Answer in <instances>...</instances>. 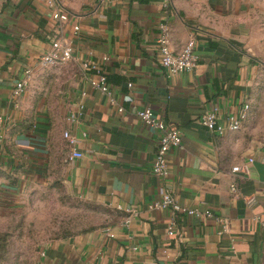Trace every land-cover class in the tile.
<instances>
[{"label":"crops","instance_id":"1","mask_svg":"<svg viewBox=\"0 0 264 264\" xmlns=\"http://www.w3.org/2000/svg\"><path fill=\"white\" fill-rule=\"evenodd\" d=\"M55 2L69 13L60 25L46 0H0V232L18 226L5 264H264V225L254 221H264V0ZM161 25L174 51L195 41L190 71L167 76L155 59ZM56 36L71 44L73 59L42 67L38 57ZM85 60L98 68H84ZM97 71L113 104L90 84ZM246 103L238 131L218 134L199 121L216 107L226 125ZM145 105L182 133L164 178L151 170L157 137L136 115ZM64 131L81 157L68 159L74 147ZM48 187L100 211L102 222L29 248L30 235L20 232L26 218L14 215ZM163 190L179 207L214 217L150 208ZM245 195L254 196L251 206Z\"/></svg>","mask_w":264,"mask_h":264},{"label":"built area","instance_id":"2","mask_svg":"<svg viewBox=\"0 0 264 264\" xmlns=\"http://www.w3.org/2000/svg\"><path fill=\"white\" fill-rule=\"evenodd\" d=\"M47 4L53 8L52 17L60 23L66 22L69 20V13L66 9L61 8L55 2V0H46ZM79 29L78 25L73 26L74 32H77ZM154 57L158 61L159 65L164 69L167 76L174 74H179L185 71H190L197 61V52L196 44L193 39L188 40L185 45L179 51H174L169 43L167 27L161 25V32L156 41V47L154 50ZM73 59V49L71 44L64 37H54L51 41L50 49L38 57V62L42 67H48L51 65H60L64 64ZM107 59V57H103ZM84 68L97 69L98 67L92 64L90 60H85L82 62ZM29 70H27L28 72ZM90 84L104 93L110 104L114 103V98L109 89L106 75L102 72L97 71L96 77L91 79ZM26 85V80H19L15 83L13 89L14 96L19 95ZM132 83H129L131 86ZM126 100H131V96L126 94L124 97ZM83 108L82 105H79V111ZM249 105L246 103L239 113L230 114L227 116V124L223 125L218 121V110L216 107H212L203 111L199 116V121L202 125L207 127L210 131L222 134L226 130L238 131L242 128L243 123L247 119V111ZM118 111H123L122 107H118ZM136 115L139 120L151 130L157 137V149L154 154L151 170L154 175L158 177H166L168 174V154L173 148H180L182 146V133L180 129L174 125L169 124L162 116L155 113L149 105H145L141 108H137ZM76 118V113L70 111L69 119L74 120ZM4 129V117L0 114V141L3 137ZM64 137L68 142L74 147L76 143V138L69 132L64 131ZM82 153L76 149L72 148L68 159H73L81 157ZM249 161L252 162L253 158H249ZM260 162L264 165V142L261 144V157ZM233 170H244L245 167L234 166ZM230 190L232 193L236 192V186L234 183L231 184ZM244 201L247 205H252L255 201L253 195H245ZM152 209L161 208L168 209L173 208L178 211L185 213L187 215L195 217H214L213 213L209 209L200 210L198 208H189V207H179L174 202L172 194L168 190H163L161 192L160 199L153 201L150 206ZM217 219V217H216ZM220 221L221 218H218ZM255 222L264 225V221L260 217H255ZM176 232V223L173 218L168 221L167 225V234L172 236ZM111 235V234H110Z\"/></svg>","mask_w":264,"mask_h":264},{"label":"rangeland","instance_id":"3","mask_svg":"<svg viewBox=\"0 0 264 264\" xmlns=\"http://www.w3.org/2000/svg\"><path fill=\"white\" fill-rule=\"evenodd\" d=\"M40 201H35L33 197L28 201L26 210L21 215L15 214V218H26V224H21V231L29 236L26 246L33 249L44 245L51 239L75 233L102 222V213L92 209L89 205L67 198L65 194L52 193L50 188L44 189ZM24 227L25 230H24ZM18 231L15 224L1 229L0 237L4 242V251L0 254L1 264L8 261V253L15 249L13 241H8L12 232Z\"/></svg>","mask_w":264,"mask_h":264}]
</instances>
